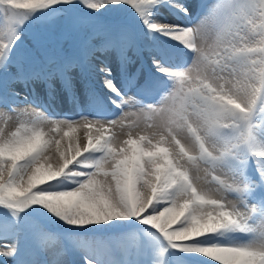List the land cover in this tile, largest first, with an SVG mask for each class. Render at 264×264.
Returning <instances> with one entry per match:
<instances>
[{
  "label": "snow or ice",
  "instance_id": "snow-or-ice-1",
  "mask_svg": "<svg viewBox=\"0 0 264 264\" xmlns=\"http://www.w3.org/2000/svg\"><path fill=\"white\" fill-rule=\"evenodd\" d=\"M81 6L88 17L37 34L21 54L40 14ZM122 6L146 31L93 21ZM0 20V239L12 241L0 257L18 255L27 229L29 264H264V0H0ZM161 37L168 48L138 83L142 68L129 75L128 53ZM57 85L77 103L81 88L92 113L50 112L37 86L51 101ZM37 214L116 238L57 252L29 220Z\"/></svg>",
  "mask_w": 264,
  "mask_h": 264
},
{
  "label": "bare ground",
  "instance_id": "bare-ground-1",
  "mask_svg": "<svg viewBox=\"0 0 264 264\" xmlns=\"http://www.w3.org/2000/svg\"><path fill=\"white\" fill-rule=\"evenodd\" d=\"M215 0H195V4H208L211 5L214 3ZM156 19H159L162 23H171L174 19V17L165 18L164 15H157ZM160 42H162L166 48H168V44L165 38H159ZM134 57V62L130 63L127 67V71L129 75L135 74L137 68H142V75L138 83L143 82V76L147 75L148 70L151 69V59H152V53L147 51V46H142V50L137 53L135 51H129ZM116 65L119 71V62L116 58V55L114 54ZM167 59V57H165ZM186 59V58H184ZM111 66V65H110ZM112 67V66H111ZM120 72V71H119ZM114 73V71H113ZM99 92L101 96L104 95V91L100 88L99 83L97 82L94 85ZM39 94L43 98L45 103H50L51 109L49 110L53 114H59V115H69V116H75L79 114L80 112H84L85 114L92 113L93 109L90 106L89 100L86 99V95L84 94L83 90L78 87L77 89V95L79 97V101L73 102L71 99L68 98V96L59 89V86L57 85V91L55 93L54 99L51 101L48 100L47 95L44 93L43 88L39 87ZM135 92V88L133 87L129 91V95H132ZM66 101L70 102V108L67 109V107H64L63 103H66ZM105 103H107V100L105 98ZM62 108H58V107ZM151 122V119H148L144 121V124H147ZM0 127H3V124H0ZM14 127V123L10 122L9 123V129ZM114 131H119L118 129ZM95 134V133H94ZM110 133H105V135H109ZM77 136H84V131L80 130L78 132L72 133L70 138H65V146L67 145V142L69 139H75ZM203 178V177H202ZM212 182V174L208 173L205 178V183ZM67 182L66 181H60L54 185H52L53 188H63L66 187ZM173 227H176V225H173ZM61 229L62 231V237H64L65 241L58 240V232L57 231H48V234L55 237L56 239V245L54 247V250L57 252H63L65 249H74L78 243L83 242L84 244L91 245V246H96V245H107L111 240H114L116 237L112 230L107 229V228H102L100 226H94L90 227L87 231H77L74 230L71 226L69 225H64ZM177 264H181V262H177Z\"/></svg>",
  "mask_w": 264,
  "mask_h": 264
},
{
  "label": "trees",
  "instance_id": "trees-1",
  "mask_svg": "<svg viewBox=\"0 0 264 264\" xmlns=\"http://www.w3.org/2000/svg\"><path fill=\"white\" fill-rule=\"evenodd\" d=\"M89 13L87 10H84L81 6L79 9H71L68 12H60L48 16L47 14H40L36 20L29 23L25 30L24 34L22 35L21 39L23 41L20 44L19 50L21 54H23L28 48L31 47L32 40L37 34H47V30L45 26L52 22L57 21L60 22V29L61 32L65 27L68 26L69 20L68 17H88ZM135 13L128 8L127 6L122 7H109L107 11H101V13L93 17V21L97 24L101 25H108L112 22L119 20L125 22L126 19H136ZM4 34V21L0 20V36ZM29 220H35L34 217H30ZM37 221V220H35ZM38 222V221H37ZM39 223V222H38ZM20 244L19 248L20 251L18 254H23L31 245V237L30 234L27 232V229L21 230L20 236Z\"/></svg>",
  "mask_w": 264,
  "mask_h": 264
},
{
  "label": "rangeland",
  "instance_id": "rangeland-1",
  "mask_svg": "<svg viewBox=\"0 0 264 264\" xmlns=\"http://www.w3.org/2000/svg\"><path fill=\"white\" fill-rule=\"evenodd\" d=\"M169 20H170V17H169ZM130 25H133L136 28L137 27H143L142 25H136V24H132V23H130ZM45 28L47 30V34L59 33L60 22L58 23L57 21H52V22L48 23L45 26ZM159 40H157V41H159ZM147 51L152 53V54L153 53H159V54H164L165 53L162 50L161 46H159L157 44H154V43H151L150 41L147 42ZM128 55L134 61V57L131 54V52H129ZM108 63L112 66V69L114 71L113 74L116 75L117 71H118V68H117V65H116L114 53L111 54L108 57ZM38 88H39V86H37V91L39 92ZM159 98L160 97L152 99V100H148V101L146 100L145 102L146 103H157L159 101ZM136 118L137 117L133 116L131 119L135 120ZM139 119L142 121V123H144V121H146L148 119H151V114H149V113L140 114ZM0 124H2V122H0ZM40 216H43V215H40ZM44 217H45V219H44L45 221L42 222V224H43V229L45 230V232L48 234V231H52V232L57 231L58 232L57 239L65 241L64 240L65 238L62 237V231H61V229H63L62 227L65 224L62 221H57L55 218H49L48 216H44ZM5 235H8V236L14 235L10 225L5 227ZM11 242H12L11 239H8V240L0 239V246L8 245ZM31 259H32V247H31V250L29 252L25 253V256L20 257L19 259L14 257L13 259L8 260V259H4V258L0 257V264H22V262H24L25 260H27L26 263L27 262L29 263Z\"/></svg>",
  "mask_w": 264,
  "mask_h": 264
}]
</instances>
